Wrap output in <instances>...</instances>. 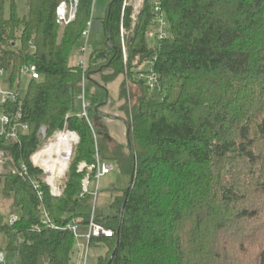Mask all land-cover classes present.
<instances>
[{
    "label": "trees",
    "instance_id": "trees-1",
    "mask_svg": "<svg viewBox=\"0 0 264 264\" xmlns=\"http://www.w3.org/2000/svg\"><path fill=\"white\" fill-rule=\"evenodd\" d=\"M153 1H144L135 21L132 4H108L102 51L113 74L106 80L105 70H91L97 52L90 56L89 79L98 75L97 85L131 70L137 56L152 61L157 75L153 89L129 75L137 85L131 108L126 83L120 88L127 145L111 150L130 183L111 203L113 214L96 215L113 231L112 238L92 240L107 247L97 264H264V0H160L168 36L150 45ZM62 3L74 0H29L20 17L14 0L9 9L0 0V69L11 88L25 65H36L41 76L25 96L0 104V115L12 118L9 128L28 126L16 140L0 138V154L9 159L0 172V253L14 255L9 264H70L73 233L44 221L63 228L75 219L86 225L91 216L80 212L86 171L78 165L94 164L97 146L80 115L82 72L72 59L93 20L94 0H77L76 19L63 28ZM100 106L91 102L90 120L101 115ZM42 126L47 136L80 137L60 197L32 162ZM22 164L26 176L9 170ZM11 214L18 215L14 223Z\"/></svg>",
    "mask_w": 264,
    "mask_h": 264
},
{
    "label": "rangeland",
    "instance_id": "rangeland-1",
    "mask_svg": "<svg viewBox=\"0 0 264 264\" xmlns=\"http://www.w3.org/2000/svg\"><path fill=\"white\" fill-rule=\"evenodd\" d=\"M15 4H16V9H17V13L20 17H24L28 14L29 11V0H14ZM112 0H94V6H93V20H92V26L90 28V33H89V38H88V46H89V62H90V56L92 52H97L95 53L94 57L92 58V72L93 71H102L105 70L103 74H101V79H104V76H108L113 74V69H105L108 66V58L107 55L104 51H102V49H104L105 47V31H104V25H103V17L105 16V11L107 9V6L109 3H111ZM10 2L11 0H7V8L9 9L10 7ZM128 4H130L131 2L133 3L134 0H128L127 1ZM62 4H66V13H67V20L70 17V13H71V9L72 7H74L75 5L72 4H67V3H62ZM75 4V3H74ZM77 8V7H76ZM77 13V12H76ZM57 16H58V11H57ZM76 19V16H75ZM74 19V20H75ZM67 20H64V22H58L59 26L61 28L65 27L67 24ZM73 20V21H74ZM72 21V22H73ZM128 34L127 31L124 29V35H122L121 32V36H122V45L123 43L125 44V35ZM148 42L150 45H154L155 41L150 38L148 39ZM85 43V41H82V44ZM80 53V52H79ZM79 57V54L75 55L74 58L72 59V65L75 66L76 64V60ZM127 61V60H126ZM125 61V63H126ZM141 63V61L139 60V62H136V59L133 60L132 62V67L131 70L129 69H125L124 74H120L119 76H117L114 80H111L109 82H103V81H97L98 84H102L101 85H97L93 79V81H91L92 79L89 77L88 74V80L86 83V91H87V96H88V100L91 102L94 101H98L99 104H102L105 102L106 100V90H105V86H107L108 84L116 81V80H120V88L121 85L125 82L126 83V87L128 88V105L131 108V106L134 103V99L133 97H131V92L133 91L134 93H136L137 90V85H135L133 82H130L129 79V75L130 77H133L135 75L138 74V67L139 64ZM90 64V63H89ZM141 65V64H140ZM143 65V64H142ZM141 65V67H143ZM23 68L21 69V71L19 72V76H18V80L15 82V85L13 88H11L10 86V80H9V76L7 73H5L4 75L0 76V104H2V100H3V94H1L2 92H8V93H15L18 90V87L20 86V91H19V95L21 97L25 96L26 91H27V87L29 85V83L32 81L30 80V78L28 77H24L23 76ZM104 68V69H103ZM144 71L148 70L149 65H144L143 67ZM140 70V68H139ZM132 73H131V72ZM132 76H131V74ZM135 74V75H134ZM91 80H90V79ZM93 78V76H92ZM100 78V77H98ZM129 79V81H128ZM136 79L139 80L136 76ZM106 80V79H104ZM134 84V85H133ZM79 87H78V91H80V85H81V81L78 83ZM131 90V91H130ZM121 92V89L119 90V93ZM125 102H123V105L121 106V108L124 106ZM102 106V105H101ZM100 106V107H101ZM99 107V109H100ZM112 108V107H111ZM124 111V110H123ZM110 117L111 119H114L115 122L114 126H115V130L113 133L116 134H120L121 137L126 139V134H127V127L125 124V121L127 119V115L126 112L124 111V118H118L115 116H112V112L113 110L110 109ZM99 113L102 115V113L99 110ZM101 115H98L97 117H94L93 120H91L93 129L92 131L96 133L97 135V139H96V143H97V150L100 152L101 154V159L103 162L107 163V164H111L114 166V170L106 175L103 176L100 180H99V187H98V195L97 197H95L94 195H89L87 196L81 203L80 206V212L83 213H92L93 209H95V213L96 215H111L113 214V210L111 209V203L113 202V200L115 199V197L122 195L128 188L129 183H130V176L123 174L121 172V170L119 169L117 163L114 161L113 159V154H112V150H111V140L107 139V137L105 136V134H103L104 131L107 132L108 134V130L106 129V127L103 124ZM121 120V121H120ZM44 128L46 130V128L44 126H42L40 128V130ZM39 130V131H40ZM98 130H100V134H98ZM111 131V130H110ZM56 132L54 135L51 136H47V130L45 132L44 135H42L40 138L42 139V144L40 147L39 152H42L44 150V148L49 145L55 138V136L60 133ZM62 132H66V131H62ZM70 132V131H68ZM73 133V132H72ZM105 133V132H104ZM77 134V133H76ZM112 135V132H111ZM113 141L117 144H119V140L115 141V138ZM118 139V138H117ZM124 139V140H125ZM78 144L74 145L72 148L73 151V155L72 156V160L74 161L75 159V147ZM125 146V145H124ZM37 152V153H39ZM72 154V153H71ZM1 158H3L4 160V165L6 163H8V158H4V155L1 154L0 155ZM74 158V159H73ZM71 160V159H70ZM70 162V161H69ZM96 162V160H95ZM88 164V163H87ZM0 166V172H3L6 169V165L5 166ZM91 165V164H88ZM69 166V165H68ZM12 168H15V166H11L9 168V170L11 171ZM68 169V168H67ZM68 174V173H67ZM67 177V175H66ZM45 180V179H44ZM66 181V179H65ZM50 188V187H49ZM92 191L94 192V186H92ZM6 211H8V206H6ZM16 215L17 214H11V216ZM91 215V214H90ZM85 225V224H84ZM80 232H82L83 234H85L87 232V229L85 228V226H82L80 229ZM94 240V239H92ZM92 240L90 241L89 244H87L86 240L81 239L79 241L75 240V249L74 252L72 254V258H71V263L70 264H82V260L83 258H81V253L82 251L85 249L86 247L89 246L88 249V258H87V264H97V261L99 259L100 256H104L107 252V247L104 243H92ZM78 245V247H77ZM251 247V246H250ZM80 248L81 251L78 249ZM84 250V251H85ZM84 253V252H83ZM3 254L5 255V263L4 264H9L12 259L14 258L13 254L7 253V252H3Z\"/></svg>",
    "mask_w": 264,
    "mask_h": 264
},
{
    "label": "built area",
    "instance_id": "built-area-1",
    "mask_svg": "<svg viewBox=\"0 0 264 264\" xmlns=\"http://www.w3.org/2000/svg\"><path fill=\"white\" fill-rule=\"evenodd\" d=\"M127 1L128 0H125L124 7L128 4ZM144 1L145 0H134L133 3L132 2L130 3L133 5L132 18L134 21H135L137 15L140 13V11L144 5ZM74 3H73V5H75V6L72 7L70 17L68 20H67V13H66V4H61L59 6V8H58V22L59 23L60 22L62 23V22H64V20H67V24H68V23H71L75 19L76 12H77V8H76L77 7V0H74ZM152 5H153V12L155 14V19L153 21L152 29L149 30V32L147 33V38L148 39L155 38L156 40H162L168 36V22L166 20L165 13L162 10L160 0H154L152 2ZM91 26H92V23L90 22L88 24V30H86L85 33L83 34V40L85 41V43H83L80 47L79 57L76 60L75 66H77L82 72L81 80H80L81 81L80 91L77 95V101H78V103L80 105V109H81L80 115L87 119L90 127L93 129L91 120L89 119V116H88V111L91 107V102L88 100V96L86 94L87 93L86 83L88 80L89 54H90L89 53V46H88V38H89ZM121 32H122V35H124L123 25H121ZM122 47H123V52H124V59L126 61L127 60V53H126V47H125L124 43H123ZM135 59H136V62H139L140 56H137ZM140 64L141 65L143 64L142 65L143 67H144V65H146V66L149 65L148 70L144 71L143 70L144 68L141 67ZM140 64L138 67L137 78L139 80H143L146 83L145 85L148 89H153L155 86L156 80H157V75L153 69V62L152 61H144V62H141ZM139 68H140V70H139ZM2 75H4V72H3V70L0 69V76H2ZM23 76L30 78V80H39L41 78L40 73L37 69V66L34 64H28V65L24 66ZM1 94H3L2 96L4 97L2 100V103L6 102L9 99L12 101H15L19 95L18 92L8 93V92H2V91H1ZM20 117L21 116L18 115V119H20ZM11 120H12V118L9 115H0V138L5 137L7 139L16 140V139H18V137L21 134H24L28 131V126L24 123H17L15 125H13L11 128H9ZM45 132H46V130L44 128H42L39 131V136L41 137L42 135L45 134ZM70 133H72V132H70ZM73 133L76 134L75 132H73ZM76 135H77L78 140L75 142L74 145L78 144L80 141V137L78 136V134H76ZM94 136H95V142H96L97 135L95 132H94ZM96 145H97V143H96ZM35 154L32 156L33 165L36 168L41 169L45 173L46 177H45L44 181L50 187L51 195L54 197H60L64 191L66 175L69 172L70 166L73 162V160H72V156L74 157L73 151L71 154L72 156H71V160L69 162L68 169H67L66 173L63 175V177H61L59 179V184L56 185V188H54L48 182L46 170L40 164L35 162ZM95 160H96V162L94 164H91V165H88L86 162H81L78 165V171L79 172H83L84 170L86 171V176L82 182V192L80 195L81 198H86L89 195H94L95 197H97L99 180L103 176L110 174L114 170L113 165L107 164V163L102 161L101 154L98 150H97L96 155H95ZM3 165H4V160H3V158L0 157V166L2 167ZM12 171H13V173H17L21 177H23V176H26V174H27V167L25 166V164H22L18 168L17 167L12 168ZM94 172H95V174H94ZM61 186H62V188H61ZM92 186H94V192L92 191ZM35 189L38 191L39 197H41L42 192L40 190V185L35 183ZM46 217H47V215H46ZM17 220H18V217L16 215H13L10 217L11 223L16 222ZM44 223L47 224L49 227H53L56 229L70 230L73 233L76 241L84 239V240H86L87 244H89L92 239H102V238L108 239V238L113 237V231L112 230L107 229L103 225L96 222L95 209H93L91 216H90L89 223L86 225H84L82 223L81 219H75L63 228L55 227L49 219H46V221H44ZM82 226H85V228L87 229V232L85 234L80 232V229ZM88 249H89V246L86 247V250L84 249L85 251L83 250L81 253V258H83L82 264H87ZM4 263H5V255L3 254V252H1L0 253V264H4Z\"/></svg>",
    "mask_w": 264,
    "mask_h": 264
},
{
    "label": "bare ground",
    "instance_id": "bare-ground-1",
    "mask_svg": "<svg viewBox=\"0 0 264 264\" xmlns=\"http://www.w3.org/2000/svg\"><path fill=\"white\" fill-rule=\"evenodd\" d=\"M77 140V135L74 133L60 132L42 152L35 154V162L46 170L48 182L54 188L67 171L72 148Z\"/></svg>",
    "mask_w": 264,
    "mask_h": 264
},
{
    "label": "crops",
    "instance_id": "crops-1",
    "mask_svg": "<svg viewBox=\"0 0 264 264\" xmlns=\"http://www.w3.org/2000/svg\"><path fill=\"white\" fill-rule=\"evenodd\" d=\"M94 78H98V75H95ZM97 80V79H96ZM101 81V80H100ZM99 85L102 86V84L100 83ZM106 89V100L104 103H102L101 107H100V112L102 113L101 117L104 126L106 127V129L109 131L108 134L106 131L103 132V134H105V136L107 137V139L111 140V149L113 144L115 143L112 138H115L116 140H119V144L122 146H126L127 145V134H126V139L123 137H121L120 134H116L113 133L114 132V128H115V121L114 119H111L110 117V109L113 110L112 112V116L118 117V118H124V111L122 110L121 106L123 105V101L120 99V80H116L110 84H108L107 86H105ZM91 102V101H90ZM112 107V108H111ZM121 121V120H120ZM111 130V131H110ZM112 132V135H111ZM118 138V139H117ZM125 139V140H124ZM78 247V245H77ZM80 251L81 249L78 248ZM81 256V255H80Z\"/></svg>",
    "mask_w": 264,
    "mask_h": 264
},
{
    "label": "water",
    "instance_id": "water-1",
    "mask_svg": "<svg viewBox=\"0 0 264 264\" xmlns=\"http://www.w3.org/2000/svg\"><path fill=\"white\" fill-rule=\"evenodd\" d=\"M61 188H62V186H61Z\"/></svg>",
    "mask_w": 264,
    "mask_h": 264
}]
</instances>
